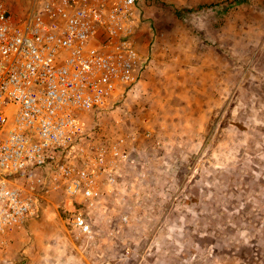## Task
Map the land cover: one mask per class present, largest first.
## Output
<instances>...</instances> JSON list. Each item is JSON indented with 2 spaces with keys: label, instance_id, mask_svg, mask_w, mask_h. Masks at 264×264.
Wrapping results in <instances>:
<instances>
[{
  "label": "rangeland",
  "instance_id": "374dc122",
  "mask_svg": "<svg viewBox=\"0 0 264 264\" xmlns=\"http://www.w3.org/2000/svg\"><path fill=\"white\" fill-rule=\"evenodd\" d=\"M177 1L138 0L142 76L85 119L94 143L129 142L115 191L77 203L92 233L57 194L0 264H264V0ZM6 2L18 20L34 4Z\"/></svg>",
  "mask_w": 264,
  "mask_h": 264
},
{
  "label": "built area",
  "instance_id": "2783aa9c",
  "mask_svg": "<svg viewBox=\"0 0 264 264\" xmlns=\"http://www.w3.org/2000/svg\"><path fill=\"white\" fill-rule=\"evenodd\" d=\"M137 11L138 0H34L18 20L0 0V251L57 194L68 225L92 233L77 203L115 191L129 142L94 143L84 122L142 76Z\"/></svg>",
  "mask_w": 264,
  "mask_h": 264
},
{
  "label": "crops",
  "instance_id": "0c3cea01",
  "mask_svg": "<svg viewBox=\"0 0 264 264\" xmlns=\"http://www.w3.org/2000/svg\"><path fill=\"white\" fill-rule=\"evenodd\" d=\"M193 1H195V0H187V1H182V0H180V2H176L175 3V5L177 6H182V5H190V3H193ZM137 13H138V11H137ZM138 23H139V27H140V30H139V33L141 32V30H142V27L140 26L141 25V21H140V19H139V15H138ZM139 29V28H138ZM159 33H160V35L159 36H157V38H162V35L164 34V32L163 31H161V30H159L158 31ZM137 33H138V31H137ZM136 37L138 38V35H136ZM144 59L146 60L147 58L146 57H144V55L142 54V61H144ZM156 60V59H155ZM145 62V61H144ZM146 67V66H145ZM149 67H151V66H148L147 68H149ZM147 70V69H146ZM145 70V71H146ZM149 71V70H148ZM147 72V71H146ZM143 73V72H142ZM148 73V72H147ZM148 79V78H147ZM146 79V80H147ZM148 81H150V80H148ZM136 87V86H135ZM133 90V89H132ZM131 90V91H132ZM150 133H151V136H152V134H153V132L152 131H150Z\"/></svg>",
  "mask_w": 264,
  "mask_h": 264
},
{
  "label": "bare ground",
  "instance_id": "6f19581e",
  "mask_svg": "<svg viewBox=\"0 0 264 264\" xmlns=\"http://www.w3.org/2000/svg\"><path fill=\"white\" fill-rule=\"evenodd\" d=\"M252 205V204H251Z\"/></svg>",
  "mask_w": 264,
  "mask_h": 264
}]
</instances>
